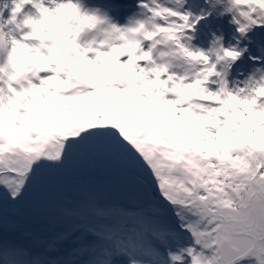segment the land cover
I'll use <instances>...</instances> for the list:
<instances>
[{"label":"snow or ice","instance_id":"obj_1","mask_svg":"<svg viewBox=\"0 0 264 264\" xmlns=\"http://www.w3.org/2000/svg\"><path fill=\"white\" fill-rule=\"evenodd\" d=\"M0 264H264V0H0Z\"/></svg>","mask_w":264,"mask_h":264}]
</instances>
